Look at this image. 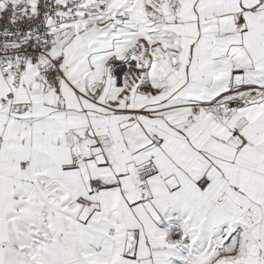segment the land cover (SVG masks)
Segmentation results:
<instances>
[{
	"label": "snow or ice",
	"instance_id": "1",
	"mask_svg": "<svg viewBox=\"0 0 264 264\" xmlns=\"http://www.w3.org/2000/svg\"><path fill=\"white\" fill-rule=\"evenodd\" d=\"M0 264H264V0H0Z\"/></svg>",
	"mask_w": 264,
	"mask_h": 264
}]
</instances>
